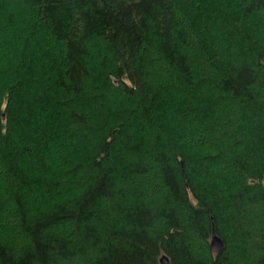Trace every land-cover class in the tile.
Wrapping results in <instances>:
<instances>
[{
  "label": "trees",
  "instance_id": "obj_1",
  "mask_svg": "<svg viewBox=\"0 0 264 264\" xmlns=\"http://www.w3.org/2000/svg\"><path fill=\"white\" fill-rule=\"evenodd\" d=\"M227 6L241 55L202 0H0V264H264V0Z\"/></svg>",
  "mask_w": 264,
  "mask_h": 264
},
{
  "label": "rangeland",
  "instance_id": "obj_2",
  "mask_svg": "<svg viewBox=\"0 0 264 264\" xmlns=\"http://www.w3.org/2000/svg\"><path fill=\"white\" fill-rule=\"evenodd\" d=\"M202 2H204L205 4V11H204L205 18H203V20L205 21V24L203 28L204 30H206L202 33L203 34L205 33V35H212V36H205L204 37L205 40L208 41V39L216 38V40H219V42L222 43L221 50L223 52H230V54L241 55L242 53L239 51V49H241V46H239L240 43L232 35L227 34V26H226L227 18L224 15H222L223 13L220 15L222 11L227 10L228 7H230V6H227V4L232 3L233 5L235 0H227V1H224L223 4H220L221 3L220 0H202ZM236 3H238V1ZM16 6L17 7H13L11 10L13 13H15V16H17V20H18L17 25L21 26L23 25L26 19L24 8L20 5H17V3H16ZM233 8L237 9L236 13L238 15V12L240 10L239 3L237 5V8L236 6H233ZM7 11H10V9H7ZM217 25L223 26V28L221 29L222 32L217 31ZM39 41L42 42V39L40 38ZM36 46L37 44L26 47V48H29L27 55L25 56L26 64H29V65L31 64V59H30V54L32 53L31 50H33V48H35ZM33 57L35 56L33 55ZM46 61L51 62L49 61L48 58L44 60V63H46ZM32 67L33 69H31L30 72L28 73V78L26 76L22 79L21 86L19 83V86L17 87L16 91L13 93L12 98H11V103H14V107L16 104L19 107L20 112H21V106H24L23 112L25 113V115H26L27 109H29L28 111L30 113L29 116H31L29 117V119L31 120L33 117H35V119L37 118L39 119L40 112L45 113L44 109L41 108L42 105L47 106V108H49L50 106L49 105L50 103L44 99L43 90L41 88V84H42L41 77L43 75V68L41 69V66L37 64L36 62L34 66ZM46 116L50 121H53L55 118L53 113H50V114L47 113ZM35 119L33 120V123Z\"/></svg>",
  "mask_w": 264,
  "mask_h": 264
},
{
  "label": "water",
  "instance_id": "obj_3",
  "mask_svg": "<svg viewBox=\"0 0 264 264\" xmlns=\"http://www.w3.org/2000/svg\"><path fill=\"white\" fill-rule=\"evenodd\" d=\"M209 249L214 255H217L223 249L221 240L212 231L209 241ZM158 261L159 264H169L165 256H161Z\"/></svg>",
  "mask_w": 264,
  "mask_h": 264
},
{
  "label": "bare ground",
  "instance_id": "obj_4",
  "mask_svg": "<svg viewBox=\"0 0 264 264\" xmlns=\"http://www.w3.org/2000/svg\"><path fill=\"white\" fill-rule=\"evenodd\" d=\"M216 234V233H215Z\"/></svg>",
  "mask_w": 264,
  "mask_h": 264
}]
</instances>
